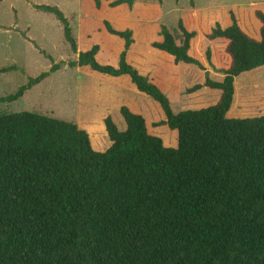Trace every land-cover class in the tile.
Wrapping results in <instances>:
<instances>
[{
	"label": "trees",
	"instance_id": "16d2710c",
	"mask_svg": "<svg viewBox=\"0 0 264 264\" xmlns=\"http://www.w3.org/2000/svg\"><path fill=\"white\" fill-rule=\"evenodd\" d=\"M137 1L112 0L108 6L132 9ZM36 6L57 15L77 53L63 12ZM254 17L256 38L233 11L229 26L216 22L206 33L208 40L227 39V66H213L211 47L205 51L214 71L224 75L221 81L189 53L196 30L182 18L174 30L160 26L151 47L176 67L204 71V82L185 93L204 86L221 91L216 103L201 108L175 110L129 58L133 31L107 20L106 30L123 40L118 64L97 59L99 44L68 63L128 75L160 105L166 119L153 126L176 130V146L165 145L145 117L126 105L118 109L123 125L112 114L103 117L107 143L99 146L91 131L74 122L30 111L0 113V264H264V114L227 116L238 97L235 78L264 66V11L256 9ZM60 67L53 64L0 102L18 99Z\"/></svg>",
	"mask_w": 264,
	"mask_h": 264
},
{
	"label": "rangeland",
	"instance_id": "374dc122",
	"mask_svg": "<svg viewBox=\"0 0 264 264\" xmlns=\"http://www.w3.org/2000/svg\"><path fill=\"white\" fill-rule=\"evenodd\" d=\"M102 1L103 6L97 9L92 0H0V96L15 93L30 78L50 71L53 64L61 65L18 99L0 102V113L30 111L71 121L93 133L95 146L105 145L102 119L112 114L123 125L118 110L121 105L131 108L134 104L148 120L160 118L157 103L131 86L126 76L112 77L88 66L68 64L94 44L100 46L97 59L102 64H118L123 40L106 30L105 20L118 30L133 31L136 43L129 51L131 60L161 78L165 93L169 94L173 107L178 108L181 101L213 98L216 92L180 98L181 81L196 83L201 70L189 64L176 67L155 54L151 42L159 38L160 26L164 24L174 30L182 18L188 29L197 31L196 46L204 48L205 54L210 46L206 45V33L216 22L222 27L229 26L230 11L235 13L242 29L255 38L260 26L254 11H264V0H193V6L190 0H138L132 9L126 4L111 8L108 3L112 0ZM36 5L57 6L63 12L77 41V53L66 40L64 24L57 15ZM221 46V42L211 44L216 65L225 67ZM242 74L235 78L238 97L227 116L264 114V66Z\"/></svg>",
	"mask_w": 264,
	"mask_h": 264
},
{
	"label": "crops",
	"instance_id": "0c3cea01",
	"mask_svg": "<svg viewBox=\"0 0 264 264\" xmlns=\"http://www.w3.org/2000/svg\"><path fill=\"white\" fill-rule=\"evenodd\" d=\"M225 28V26H223ZM227 27V26H226ZM134 36V35H133ZM134 39H135V36H134ZM197 39H198V34L191 40V47L189 49V53L198 58L202 63L203 65L208 69V71L210 72V76L211 78L213 79H217V80H222L224 75L222 73L218 74L214 71V68L213 66H215L216 68H223V67H219L216 65L215 63V60H214V56H213V49L211 48V53H212V56H211V60H212V65L209 64V62L207 61L206 59V55L204 54L203 50L204 48H202L203 50H200L197 48L196 44H197ZM206 45H210L211 47V44L212 42H221L222 43V46H221V49H223V53H224V48L226 46V43H227V39L225 38H216V39H213V40H206ZM135 43H136V40L135 42L132 44L131 46V52H132V49L133 47L135 46ZM208 47V46H207ZM154 50V49H153ZM130 51V50H129ZM155 54L159 57H163V58H166L168 59L169 61H171V57L170 56H166V55H162L161 53H159L158 51L154 50ZM129 58L131 59L130 57V52H129ZM224 60L226 62V66L228 65V63L230 62V57L228 54L225 53L224 55ZM132 61V60H131ZM172 62V61H171ZM133 65L138 68L143 74L149 76L150 78H153L156 83L161 87V89L167 93V91L165 90V86L161 80V78H159L158 76L156 75H153V74H150L148 73L147 71L141 69V66L137 65L135 62H133ZM187 66V64H184V63H181L180 64V68L181 67H185ZM193 66V65H192ZM140 67V68H139ZM195 67V66H193ZM197 68V67H195ZM199 69V68H198ZM200 70V69H199ZM204 71L201 70V75H200V79L196 82V83H203L204 80H205V77H204ZM122 76H126L127 78H129L128 75H122ZM113 77V76H112ZM121 77V76H120ZM130 79V78H129ZM131 81V80H130ZM196 83H184V81L182 80L181 81V87H182V95L180 96V98L182 97L183 99L185 98H188V97H191V96H196V95H199L200 93L202 92H208V94L212 95L214 92H216L215 96H213V98H207V99H199L197 101H194V102H185V101H181L180 105L178 106V108H174L175 110H184V109H189V108H201V107H204V106H208V105H211V104H214L218 101V99L220 98V95H221V91L220 90H216V89H212L210 87H207V86H204L202 87L200 90L194 92V93H191V94H187L185 93V90L186 88L196 84ZM235 84V83H234ZM134 85L132 82H131V86ZM135 86V85H134ZM236 87V85H235ZM136 88V87H135ZM140 92V91H139ZM142 93V92H141ZM144 94V93H143ZM146 95V94H145ZM169 95V94H167ZM169 97V96H168ZM171 100V99H170ZM156 102V101H155ZM157 103V102H156ZM172 103V102H171ZM157 105L159 106V111H160V118L157 119L156 121H154V119L152 120H148L146 118L145 115H143L146 119V124H147V128L148 130L152 133V134H155V135H158V136H161L164 140V143L165 145L167 146H176L177 145V131L176 130H171L168 128L167 125L163 124V125H159V126H154L153 127V123L154 122H159L161 120H165L166 117H165V114L163 112V110L161 109L160 105L157 103ZM122 106V105H121ZM173 106V105H172ZM120 108V107H119ZM130 108V107H129ZM132 111L136 112V113H142V110L138 107H136L134 104H131V108H130ZM150 123L152 124L150 126Z\"/></svg>",
	"mask_w": 264,
	"mask_h": 264
}]
</instances>
